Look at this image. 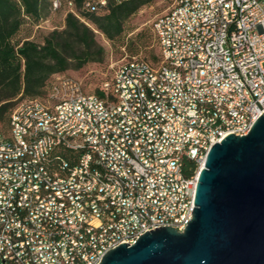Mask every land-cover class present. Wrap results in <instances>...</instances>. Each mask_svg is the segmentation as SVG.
<instances>
[{
    "label": "built area",
    "instance_id": "2783aa9c",
    "mask_svg": "<svg viewBox=\"0 0 264 264\" xmlns=\"http://www.w3.org/2000/svg\"><path fill=\"white\" fill-rule=\"evenodd\" d=\"M111 1L121 0H92L91 14H103ZM61 10L79 18L72 0H53L51 12ZM151 30L154 60L132 56L110 67L97 92L56 101L53 88L42 108L28 103L30 112L12 115L10 149L33 157L58 184H83L99 197L58 204L48 186L37 188L32 167L1 164L0 264H100L109 250L133 245L146 232H182L211 146L229 134L247 135L264 113V0H176ZM160 76L167 84H159ZM136 83H144L155 117L139 108ZM44 101H53L55 116L45 115ZM43 117L50 124L38 125ZM19 131L28 134L24 147H16ZM46 133H53V144H46ZM0 144L7 145L1 131ZM48 145L73 148L67 174L55 170L61 159ZM88 159L110 181L87 177ZM187 163L189 175L183 173ZM113 174H122L123 184ZM171 184L183 188L180 201H173Z\"/></svg>",
    "mask_w": 264,
    "mask_h": 264
},
{
    "label": "water",
    "instance_id": "95a60500",
    "mask_svg": "<svg viewBox=\"0 0 264 264\" xmlns=\"http://www.w3.org/2000/svg\"><path fill=\"white\" fill-rule=\"evenodd\" d=\"M194 206L182 232H146L109 250L100 264H264V113L247 135L211 146Z\"/></svg>",
    "mask_w": 264,
    "mask_h": 264
},
{
    "label": "trees",
    "instance_id": "16d2710c",
    "mask_svg": "<svg viewBox=\"0 0 264 264\" xmlns=\"http://www.w3.org/2000/svg\"><path fill=\"white\" fill-rule=\"evenodd\" d=\"M52 1L0 0V131L4 135L8 134L9 117L18 103L46 97L45 86L51 76L103 61L104 49L94 33L111 42L120 39L126 22L155 0L111 1L103 14L84 9L87 0H72L77 11L81 8L88 13V22L68 13L62 30L35 40L34 30L47 20ZM27 26L32 28V34L26 33L14 44L13 38L22 35ZM147 33H138L129 50L145 46ZM151 34L155 40L152 30ZM189 166L190 163L184 165L185 175L190 174Z\"/></svg>",
    "mask_w": 264,
    "mask_h": 264
},
{
    "label": "bare ground",
    "instance_id": "6f19581e",
    "mask_svg": "<svg viewBox=\"0 0 264 264\" xmlns=\"http://www.w3.org/2000/svg\"><path fill=\"white\" fill-rule=\"evenodd\" d=\"M84 9L91 12L92 0H87L84 4ZM156 69H163V62L158 61L155 64ZM159 84H167V76L159 77ZM53 88H57L54 86ZM134 98L138 99L139 108H142L146 118L155 117V107L150 100V94L144 92V83H136L134 89ZM34 104V108H42V100L33 99L25 101L16 107L9 117L8 134L4 135L7 145L0 144V165L11 164V169H18L20 166L32 167V178L37 180V188L45 189V186L50 188V195L58 196V204L80 205L81 198L99 197V190L86 189L83 184L65 185L58 184V180L50 178L45 169H40V166H35V159L30 156H23L22 149H10L8 146L15 145V122H12V115H22L23 112H30V105ZM43 110L46 116H55V106L53 101H44ZM50 124V117L38 118V125ZM227 133H234V126H227ZM25 142H28V134L26 131H19L17 134L16 147H24ZM46 144H53V133H46ZM48 152L53 153L55 170H60V174H67V167H74L75 154L71 147H57L48 145ZM62 162L66 167H62ZM87 177H96L101 181H110V174L104 169H98L95 165V159H88ZM113 181L116 184H123L122 174H113ZM170 195H173V201H180L183 196V188L178 184L170 185ZM66 196V197H65ZM192 219V215L187 218V224ZM186 226H183V230Z\"/></svg>",
    "mask_w": 264,
    "mask_h": 264
},
{
    "label": "rangeland",
    "instance_id": "374dc122",
    "mask_svg": "<svg viewBox=\"0 0 264 264\" xmlns=\"http://www.w3.org/2000/svg\"><path fill=\"white\" fill-rule=\"evenodd\" d=\"M176 0H155L150 5L142 7L125 25L124 35L114 41H108L103 35L94 33L95 39L104 49V59L98 64L85 65L80 70H67L61 74L53 75L47 81L45 86L46 97L52 93L54 86H57L58 93L56 101L66 98L73 93H93L98 90L101 82L111 74V66L116 67L121 61L127 60L132 56H139L145 59L154 60L156 58L157 46L151 34V23L155 17L171 10ZM78 16L88 22V13L81 8L78 9ZM65 11L51 12L47 9V20L43 22L38 29L34 30L35 40L48 35L53 30H62L64 27ZM27 30V32H26ZM142 30H146L145 46L142 44L136 51H130V43ZM22 35L13 38V43H17L26 33L33 32L32 28L27 26L22 31ZM137 42V41H136ZM158 61L155 62L157 64ZM24 100L18 103L16 107L22 104ZM15 107V108H16Z\"/></svg>",
    "mask_w": 264,
    "mask_h": 264
}]
</instances>
